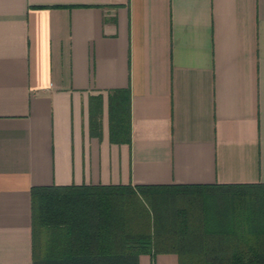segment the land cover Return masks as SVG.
<instances>
[{
  "label": "crops",
  "instance_id": "1",
  "mask_svg": "<svg viewBox=\"0 0 264 264\" xmlns=\"http://www.w3.org/2000/svg\"><path fill=\"white\" fill-rule=\"evenodd\" d=\"M229 183H264V0H0V264L33 187Z\"/></svg>",
  "mask_w": 264,
  "mask_h": 264
},
{
  "label": "trees",
  "instance_id": "2",
  "mask_svg": "<svg viewBox=\"0 0 264 264\" xmlns=\"http://www.w3.org/2000/svg\"><path fill=\"white\" fill-rule=\"evenodd\" d=\"M31 199L33 264H264V183L36 186Z\"/></svg>",
  "mask_w": 264,
  "mask_h": 264
}]
</instances>
